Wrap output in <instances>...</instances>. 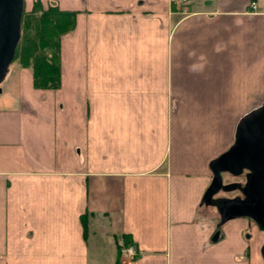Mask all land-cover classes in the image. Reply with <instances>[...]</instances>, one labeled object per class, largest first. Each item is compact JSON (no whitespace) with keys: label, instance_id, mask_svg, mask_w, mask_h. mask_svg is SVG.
<instances>
[{"label":"crops","instance_id":"0c3cea01","mask_svg":"<svg viewBox=\"0 0 264 264\" xmlns=\"http://www.w3.org/2000/svg\"><path fill=\"white\" fill-rule=\"evenodd\" d=\"M39 1L74 28L57 89L0 83V264H264L250 219L201 202L264 101V0Z\"/></svg>","mask_w":264,"mask_h":264},{"label":"water","instance_id":"95a60500","mask_svg":"<svg viewBox=\"0 0 264 264\" xmlns=\"http://www.w3.org/2000/svg\"><path fill=\"white\" fill-rule=\"evenodd\" d=\"M24 0H0V83L11 64L20 39ZM212 179L202 203L214 207L222 224L234 218H248L264 230V101L236 124L234 141L210 164ZM222 173L244 182L224 184ZM238 190L232 199L214 198L219 192ZM264 261V244L260 247Z\"/></svg>","mask_w":264,"mask_h":264},{"label":"trees","instance_id":"16d2710c","mask_svg":"<svg viewBox=\"0 0 264 264\" xmlns=\"http://www.w3.org/2000/svg\"><path fill=\"white\" fill-rule=\"evenodd\" d=\"M73 28L74 12L57 6L44 8L39 0H33L30 11L23 8L20 39L12 62L16 60L21 67L31 68L34 88L59 87L60 38ZM114 264H120L119 259Z\"/></svg>","mask_w":264,"mask_h":264},{"label":"rangeland","instance_id":"374dc122","mask_svg":"<svg viewBox=\"0 0 264 264\" xmlns=\"http://www.w3.org/2000/svg\"><path fill=\"white\" fill-rule=\"evenodd\" d=\"M32 4H33V0H24V10L25 11H30L31 10V7H32ZM44 7V6H43ZM48 7V6H47ZM44 8H46V7H44ZM16 63H18L19 64V62L18 61H13L11 64H10V66H9V68L10 69H12V67L14 66V65H16ZM261 105V104H260ZM260 105H258V106H260ZM229 118H228V120L226 121V119H225V122L227 123V125H228V127H230L231 125H230V123L232 122V121H230V119H232L233 117H234V115H232V114H230L229 116H228ZM241 119V118H240ZM240 119H238L237 121H236V124L238 123V121L240 120ZM229 148V147H228ZM223 177V181L224 182H232V181H235V182H243V180H244V177H243V175H240V176H238V177H233V178H231V177H228L227 175H223L222 176ZM239 194V191H232V192H230V193H223L222 192V195H224V196H235V195H238ZM255 226H256V228L257 229H259L260 231H262L261 232V236L259 237L260 238V240H262V239H264V231L263 230H261L255 223H253ZM262 244H264V242L262 243ZM261 244V245H262ZM123 256L125 257V258H127V259H123L124 261H127L128 260V256H127V254L126 253H124L123 254Z\"/></svg>","mask_w":264,"mask_h":264},{"label":"built area","instance_id":"2783aa9c","mask_svg":"<svg viewBox=\"0 0 264 264\" xmlns=\"http://www.w3.org/2000/svg\"><path fill=\"white\" fill-rule=\"evenodd\" d=\"M171 2L176 4V5L183 6L187 3V0H171ZM125 253L127 255H133L134 254V247L129 246L128 248L125 249Z\"/></svg>","mask_w":264,"mask_h":264},{"label":"flooded vegetation","instance_id":"af4514ba","mask_svg":"<svg viewBox=\"0 0 264 264\" xmlns=\"http://www.w3.org/2000/svg\"><path fill=\"white\" fill-rule=\"evenodd\" d=\"M223 175H227L228 177H231V178H233V176H230L229 174H227V173H224V174H222V176ZM244 176V175H243ZM222 179H223V177H222ZM232 182H235V181H232ZM223 183L224 184H226V183H230V182H224L223 181ZM239 183H241V182H239ZM243 183V182H242ZM238 191V190H237ZM222 192L223 191H219L215 196H214V198H224V199H232V198H235V197H237V196H240V193L238 194V195H235V196H224V195H222ZM223 193H230V192H223Z\"/></svg>","mask_w":264,"mask_h":264}]
</instances>
